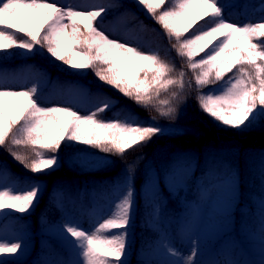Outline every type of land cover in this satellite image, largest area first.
Here are the masks:
<instances>
[{"label":"trees","instance_id":"1","mask_svg":"<svg viewBox=\"0 0 264 264\" xmlns=\"http://www.w3.org/2000/svg\"><path fill=\"white\" fill-rule=\"evenodd\" d=\"M54 1L65 10L84 12L95 11L92 4L95 1L100 2L106 15L97 17L93 27L102 31L100 22H103L108 30L105 34L110 39L134 46L145 54L156 55L169 68L165 74V86H157L158 91L151 92L152 99L148 103H142L102 82L95 74L97 69L77 71L51 57L42 45H36L31 52L16 46L7 50L0 49V73L9 79L33 64L35 68L44 70L45 78L40 84L41 98L61 97L69 87L82 82L89 86L86 106L88 115L95 113L98 121L112 123L116 120L121 124L126 122L128 116L133 115L138 117V122L132 126L153 127L160 131L150 139L127 149L123 154L67 139L53 153L12 144L11 139L24 135L23 122L17 125L10 134L9 142L0 146V174L6 173L10 180L20 184L33 178L41 179L42 184L38 190L41 198L33 210L20 213L18 224L27 229L29 235L18 241L21 249L17 253L9 254L10 259L1 261L0 264H49L51 254L69 257L70 251L48 235L55 229L66 230L69 227L71 216L67 209L80 207L90 211L94 206L93 201L99 202L96 197H88L85 201L78 196L80 189L93 187L102 197L112 196V184L116 178L122 177L124 168L140 155L152 154L157 148L166 156L165 169L159 170V177L163 180L172 172L170 157L173 153L191 150L198 159L197 169L190 176L196 192L190 191L185 185L174 187L163 184V197L167 200L165 209H168L169 214L187 212L198 205L197 195L203 198L202 183L207 172L204 152L208 149L214 150L215 157L212 159L216 160V167L213 173L217 178L236 179L239 182L240 198L233 210V235L237 241L232 244L226 243L225 239L215 242L210 264H244V249H250L254 264H263L260 256L264 253V106L254 111L249 123L241 128H233L213 120L203 110L202 100L217 85L233 77L241 78L242 74L234 69L223 80L201 86L196 82V76L201 69L193 70L188 57L179 54V44L191 38L197 30H209L221 19L235 23L230 16L233 10L239 16L245 17L248 0H216L222 6L221 17H206L198 21L179 41L174 36H168L138 0ZM179 3L180 0H165L162 8L178 7ZM251 15L252 20L249 19L244 25L258 23L257 18L264 15V0H258ZM12 22L9 19V23ZM79 27L81 32L87 31L83 25ZM0 30L12 34L17 42L29 39L14 29L0 27ZM44 34L42 31L41 35ZM209 50L193 58L194 62L199 63ZM166 80H172L173 83L167 84ZM102 100L111 101V104L105 108V104H101ZM6 104L12 105L10 101H6ZM9 111L15 112V109L10 107ZM228 149L238 151V155L229 157L224 153ZM17 155L25 157L29 163L33 159H49L55 156L57 163L48 170L34 173L25 163L16 160ZM143 176L142 170L137 169L135 180L140 189ZM56 183L72 190V195L70 193L68 196V204L54 193ZM133 227L136 232V253L128 264H157L160 258L158 243L167 236L168 228L161 220L155 219L153 206L148 203L147 197L138 196L137 216ZM44 236L51 241L48 247L39 241ZM141 253H144L143 257H140Z\"/></svg>","mask_w":264,"mask_h":264},{"label":"snow or ice","instance_id":"2","mask_svg":"<svg viewBox=\"0 0 264 264\" xmlns=\"http://www.w3.org/2000/svg\"><path fill=\"white\" fill-rule=\"evenodd\" d=\"M138 3L177 41L198 21L222 15V6L216 0H180L178 7L171 9L162 8L165 0H138ZM100 16L101 11L65 10L47 0H0V27L14 29L29 38L17 42L12 34L0 30V49L16 46L31 52L36 45H42L51 57L71 68H95L102 82L127 97L148 103L152 99L151 92H157V86H165L168 66L156 55L145 54L97 30L93 22ZM64 18L70 22V31L69 24L63 23ZM9 19L13 22L9 23ZM79 25L87 31L81 32ZM206 50H209L206 57L199 63L194 62L193 58ZM179 54L188 57L193 70L201 69L196 76L201 86L223 80L234 69L242 74L223 95H207L202 100L203 110L224 125L240 128L254 111L264 106V22L239 26L221 19L209 30H197L191 38L183 40L179 44ZM166 83L173 81L166 80ZM35 91H0V146L9 142L10 134L22 122L24 135L10 142L53 153L67 139L123 154L160 131L153 127L101 122L95 119V113L82 116L70 107H41L33 95ZM7 97L14 98L15 103L6 104ZM10 107L15 112H10ZM104 107L107 108V104ZM15 158L34 173L48 170L57 163L55 156L33 159L30 163L23 156ZM37 196L38 189L17 195L0 191V209L27 212ZM131 196L129 190L121 205L122 213L118 218L101 223V230L111 232L127 228L131 208L128 197ZM67 231L72 237L87 242L88 264H114L126 254L123 238L126 231L107 239L87 235L76 227H68ZM20 249V243H0V253L14 254Z\"/></svg>","mask_w":264,"mask_h":264},{"label":"rangeland","instance_id":"3","mask_svg":"<svg viewBox=\"0 0 264 264\" xmlns=\"http://www.w3.org/2000/svg\"><path fill=\"white\" fill-rule=\"evenodd\" d=\"M234 1L239 2V0ZM47 2L56 3L60 6L54 0H47ZM257 3L258 0H248L245 17L239 16L237 11L233 10L230 13L231 20L238 25H244L249 19L252 20L251 13ZM92 9L101 11V18L106 15V12L101 9V4L98 1L92 4ZM256 22H264V15L257 18ZM63 23L69 24L68 31H70L69 20L64 18ZM100 24L102 31L107 33L108 30L104 27L103 22H100ZM152 52L155 51L153 50ZM75 70L82 71L81 69ZM44 76V70L40 67L35 68L33 64H30L26 69L21 70L18 75L9 79L0 73V91L31 92L32 89H36L33 95L41 106L70 107L72 110L77 111L79 115H88L86 105L89 86L84 83H78L69 87L61 97L43 99L39 91L40 84L45 78ZM237 78L240 77H233L224 81L213 88L207 95H223L227 88L230 87V84L234 83ZM81 85H85L86 103L84 107L80 106L76 100L67 98L81 91ZM6 101H10L12 104L15 103L12 97L5 98ZM101 104L110 105L111 101L102 100ZM213 120L220 122L215 118ZM137 122L138 117L131 115L127 117L125 123L136 125ZM248 123L249 120L245 124ZM224 153L229 157L238 155V151L232 149H228ZM204 157L207 165L206 178H204L202 183V186H204V194L203 198L197 195L199 202L195 208H191L185 213L177 212L174 214H169L168 209H165L167 200L163 198V187H161L159 170L164 171L166 156L162 155L161 149L157 148L153 150L152 154L140 155L124 169L123 176L116 179L113 183L112 196L102 197L100 196L102 194L96 188L91 187L90 189L88 187H82L78 196L82 197L85 201L88 200V197H96L99 202L93 201L94 206L92 209L89 208L91 209L90 211L73 208L74 213L70 227H76L78 230L84 231L87 235L95 236L99 239L112 238L114 235L123 234L126 231L127 234L123 236L126 254L121 257L119 262H114V264H128L129 260L136 253L134 249L136 232L133 227L138 209L136 195L149 196V202L153 203L154 217L161 220L168 228L167 237L158 244L161 258L157 264H210L213 243L221 238H224L228 244L237 241L236 237L232 234L235 225L233 210L238 204L240 194L238 192L239 182L236 179L217 178L215 173H213L216 167V160L212 159L215 157L214 150H205ZM170 163L173 166L172 173L167 176L168 182L176 187L188 186L190 191L196 192L195 185L190 181V176L194 174L197 168L198 159L196 153L191 150L175 152L170 157ZM137 169L142 170L143 178L145 177V182L143 181L144 184H142L141 189L135 180ZM223 169H226V167H223ZM41 184V179L33 178L27 183L20 184L18 181L10 180L6 173L0 175V191H7L14 195L23 194L34 189L39 190ZM135 184L138 188V193ZM129 190H131L132 196L128 197L131 201V208L127 228L116 229L111 232L101 230L99 228L101 223L106 219L118 218L122 213L121 205H123ZM54 191L56 195L61 196L64 203H68V196L70 193L72 195V190H68V188L62 186L60 183H56V189ZM40 196L38 192V196L29 211L35 208ZM20 213L18 210L0 209V243L10 245L12 243H18L19 240L28 237L29 233L27 229L19 227L18 220ZM49 236L67 245V248L71 250L69 259L51 255L50 264H88L86 241L72 237L67 229H55ZM39 241L46 247L51 244L50 239L46 236L41 237ZM242 254L244 264H254L250 249H244ZM143 256L144 253H141L140 257ZM9 259L8 254L0 253V262ZM260 260L264 264V253L261 254Z\"/></svg>","mask_w":264,"mask_h":264},{"label":"bare ground","instance_id":"4","mask_svg":"<svg viewBox=\"0 0 264 264\" xmlns=\"http://www.w3.org/2000/svg\"><path fill=\"white\" fill-rule=\"evenodd\" d=\"M80 87H81L80 88L81 91H78L75 94L68 96L67 98H69L70 100L71 99L76 100V102L80 106L84 107V105L86 103V93L84 91L85 85H81Z\"/></svg>","mask_w":264,"mask_h":264}]
</instances>
